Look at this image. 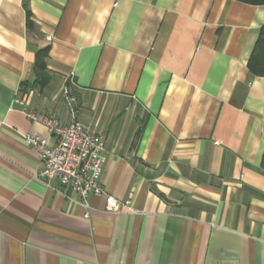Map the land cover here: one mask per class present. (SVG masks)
Masks as SVG:
<instances>
[{
  "label": "crops",
  "instance_id": "obj_1",
  "mask_svg": "<svg viewBox=\"0 0 264 264\" xmlns=\"http://www.w3.org/2000/svg\"><path fill=\"white\" fill-rule=\"evenodd\" d=\"M262 26L243 0H0V264H264ZM24 109L103 133L128 204L46 185Z\"/></svg>",
  "mask_w": 264,
  "mask_h": 264
},
{
  "label": "built area",
  "instance_id": "obj_2",
  "mask_svg": "<svg viewBox=\"0 0 264 264\" xmlns=\"http://www.w3.org/2000/svg\"><path fill=\"white\" fill-rule=\"evenodd\" d=\"M64 95L71 106L73 97L70 96L68 86L64 88ZM24 114L28 119L44 125L56 137V142L48 147L40 135H22L23 141L39 154L42 163L39 177L46 185L50 186L52 181H56L60 187L77 194L79 197L73 198L68 193H62L81 205L86 217L89 216L88 195L104 194L105 208L109 212H117L122 204H128L129 201L122 202L102 189L100 174L106 148L103 133L88 132L74 119L68 124H62L56 118L36 111L24 109Z\"/></svg>",
  "mask_w": 264,
  "mask_h": 264
},
{
  "label": "trees",
  "instance_id": "obj_3",
  "mask_svg": "<svg viewBox=\"0 0 264 264\" xmlns=\"http://www.w3.org/2000/svg\"><path fill=\"white\" fill-rule=\"evenodd\" d=\"M252 3H264V0H243ZM34 71L36 73L35 85L43 86L48 80L45 71L44 58L47 55V47L36 50ZM249 70L256 75H264V26L261 27L256 44L248 60Z\"/></svg>",
  "mask_w": 264,
  "mask_h": 264
}]
</instances>
